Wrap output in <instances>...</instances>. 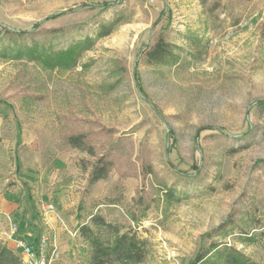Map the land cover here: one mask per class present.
I'll return each instance as SVG.
<instances>
[{
    "label": "rangeland",
    "instance_id": "374dc122",
    "mask_svg": "<svg viewBox=\"0 0 264 264\" xmlns=\"http://www.w3.org/2000/svg\"><path fill=\"white\" fill-rule=\"evenodd\" d=\"M159 34L163 64L146 58ZM86 37L76 65L45 61ZM8 167L49 264H90L81 227L111 235L97 215L146 240L141 264H223L226 247L264 264V0H0Z\"/></svg>",
    "mask_w": 264,
    "mask_h": 264
},
{
    "label": "trees",
    "instance_id": "16d2710c",
    "mask_svg": "<svg viewBox=\"0 0 264 264\" xmlns=\"http://www.w3.org/2000/svg\"><path fill=\"white\" fill-rule=\"evenodd\" d=\"M8 32L16 34L24 33L23 31L17 33L12 30H8ZM109 32L110 24L103 23L100 26L99 35L104 36ZM92 42L91 37H86L54 56L47 55L45 61L51 66L64 65V67H71L76 65L79 54L89 49ZM172 47V44L167 41L164 34H159L155 42L146 51L147 61L160 64L171 61L169 59L175 55ZM82 137L83 135L72 136L69 138V141L73 146L81 147ZM109 169L108 161L100 158L99 163L92 169L90 181L94 183L104 178L108 174ZM165 193L169 198L174 196L172 190H167ZM92 222L97 227L107 228L111 232V235L104 239L90 225L84 224L81 227L82 234L86 237L92 248L90 264H141L143 262L146 253V240L138 238L132 230L120 231V229L115 228L111 223L106 221L103 216H93ZM222 254L223 264H260L234 247L224 248ZM198 258L197 263H200L205 257L199 255ZM0 264H23L21 256L8 247L2 240H0Z\"/></svg>",
    "mask_w": 264,
    "mask_h": 264
},
{
    "label": "crops",
    "instance_id": "0c3cea01",
    "mask_svg": "<svg viewBox=\"0 0 264 264\" xmlns=\"http://www.w3.org/2000/svg\"><path fill=\"white\" fill-rule=\"evenodd\" d=\"M9 169L10 168L8 167L2 171L0 170V239L22 257L23 254L21 250L15 246V239L18 238L29 243L37 244L43 235L37 234V232H35L36 229L34 231L33 228L28 226V220L31 219L32 212L28 210L27 202L31 204L32 201H34V197H25L24 194H19L20 183L22 180L17 179L18 182H14L16 180H13L11 183L8 182L9 180L6 177V173L9 172ZM10 170H12L10 171L11 173L14 171L16 172L17 166L13 168L11 165ZM42 177H44V175ZM43 183L44 182L36 179V182H32L29 185H32L34 189L39 190L40 186L44 185ZM25 210L28 217L23 219L21 215ZM11 223H15L18 226V233L15 238H9L6 235Z\"/></svg>",
    "mask_w": 264,
    "mask_h": 264
},
{
    "label": "built area",
    "instance_id": "2783aa9c",
    "mask_svg": "<svg viewBox=\"0 0 264 264\" xmlns=\"http://www.w3.org/2000/svg\"><path fill=\"white\" fill-rule=\"evenodd\" d=\"M48 210L53 212L55 206L53 203H49ZM18 233V226L14 223L10 224L9 231L6 235L9 238H15ZM47 238L42 236L37 244L29 243L24 240L15 239L16 248L20 249L23 256V264H49V259L47 255Z\"/></svg>",
    "mask_w": 264,
    "mask_h": 264
}]
</instances>
